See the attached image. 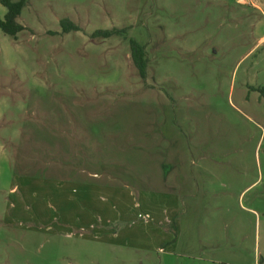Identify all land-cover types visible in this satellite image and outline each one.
<instances>
[{
  "label": "rangeland",
  "instance_id": "obj_1",
  "mask_svg": "<svg viewBox=\"0 0 264 264\" xmlns=\"http://www.w3.org/2000/svg\"><path fill=\"white\" fill-rule=\"evenodd\" d=\"M16 21L0 264H264V0H26Z\"/></svg>",
  "mask_w": 264,
  "mask_h": 264
},
{
  "label": "trees",
  "instance_id": "obj_2",
  "mask_svg": "<svg viewBox=\"0 0 264 264\" xmlns=\"http://www.w3.org/2000/svg\"><path fill=\"white\" fill-rule=\"evenodd\" d=\"M26 0H0V5L5 9L3 19L0 20V31L9 37H15L23 31V27L17 23L16 19L20 16L22 9L25 7ZM59 26L63 34L77 32L79 28L67 19L59 21ZM116 31L97 30L91 34L92 38L107 39L114 35ZM130 55L138 77L144 81L146 78L147 58L144 46L135 41L129 43ZM260 98L264 99V86L253 90Z\"/></svg>",
  "mask_w": 264,
  "mask_h": 264
},
{
  "label": "crops",
  "instance_id": "obj_3",
  "mask_svg": "<svg viewBox=\"0 0 264 264\" xmlns=\"http://www.w3.org/2000/svg\"><path fill=\"white\" fill-rule=\"evenodd\" d=\"M241 1L242 0H237V3H240L241 4ZM69 183H78V181H70ZM75 186V185H74ZM71 194V193H70ZM76 200H83V197H78V199H70V200H68L70 203H75V201ZM151 231L153 232V233H155L156 235H158V236H163L164 235V233H162V232H160L159 230H157L156 228H153V229H151ZM94 240H97L96 239V237H92Z\"/></svg>",
  "mask_w": 264,
  "mask_h": 264
}]
</instances>
